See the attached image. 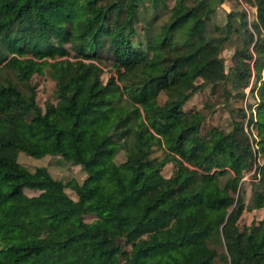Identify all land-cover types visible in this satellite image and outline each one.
Returning a JSON list of instances; mask_svg holds the SVG:
<instances>
[{"label":"trees","instance_id":"1","mask_svg":"<svg viewBox=\"0 0 264 264\" xmlns=\"http://www.w3.org/2000/svg\"><path fill=\"white\" fill-rule=\"evenodd\" d=\"M224 1L238 7L219 24ZM243 1L0 0V264H233L232 247L249 262L264 255V218L238 223L244 209L264 206V0H250L252 21ZM227 42L231 64L219 83L243 95L256 79L248 131L234 118L229 130L202 133L205 115L183 106L205 85L201 66ZM35 73L54 81L43 105ZM154 91L165 93L162 103ZM105 103L122 115L100 129L86 110ZM221 147L226 165L217 161ZM18 152L59 156L85 176L29 169ZM39 222L43 235L26 230Z\"/></svg>","mask_w":264,"mask_h":264},{"label":"rangeland","instance_id":"2","mask_svg":"<svg viewBox=\"0 0 264 264\" xmlns=\"http://www.w3.org/2000/svg\"><path fill=\"white\" fill-rule=\"evenodd\" d=\"M224 4L225 8H236L238 5L234 6L230 2ZM245 7L246 15L248 21H252L255 18V6L250 0H244L242 2ZM45 15L51 19L57 20L61 19L62 16L59 12H53L48 10L45 12ZM216 21L219 24H223L225 21V12L221 4L216 10ZM233 52V46L228 42L223 45L222 50L220 51L218 57L208 63L203 65L200 68L201 76L198 77L197 81H205V85L197 90L184 104V109H196L205 115V119L202 125V133H205L207 129L216 126L223 130H229L231 128V121L234 118L241 119L244 122L245 130L247 129V118H248V104L254 103L256 100V88L251 92V89L256 83L255 75L252 76L250 84L242 88L241 91L244 92L243 95H237L236 89H232L230 82H227L225 85L223 82L218 81L219 76L222 72H226L229 65L231 64V55ZM107 69V66H105ZM107 71L103 74V78L106 79ZM9 76L14 78L12 72L8 73ZM31 83L35 85L36 90V101L38 104L43 105L46 99H54V81L49 78L46 74H33L31 78ZM214 84V85H212ZM239 91V90H238ZM153 99L162 103L165 99V93L160 91H154L152 94ZM242 107L246 110V116L242 117L239 114H236V109ZM87 115L93 121V123L100 129H108L111 122L122 115V110L119 106H111L108 104H101L96 106L94 109H87ZM251 133L249 134L250 139L252 136H256V130L250 126ZM254 147L255 141L253 142ZM153 156L161 157L163 151L159 147H155ZM124 158V153L120 150L115 156V160L121 161ZM17 159L23 165L32 169L36 165H45L49 169L50 173L55 177H62L64 179L69 177H74L77 180H82L85 176V172L77 164L62 160L59 156H44L36 158L25 154L23 152H18ZM217 161L220 164H227L228 157L227 152L224 147H221L217 154ZM257 163L260 168L257 171V175L264 179V156L257 157ZM172 163L168 162L162 168L163 175L167 176L172 170ZM252 172L250 171L242 176V185L244 186V199L245 202L248 200L250 195V183L252 180ZM69 195L76 197L74 191L70 188L65 189ZM25 193L28 195H33L38 193L36 190L25 189ZM264 218V206L257 209H244L241 213L238 223L242 227L248 225L251 221H260ZM26 230L29 233L41 236L46 230L47 226L44 222L35 223L33 225L27 226ZM230 252L234 256L233 264H259V262L264 258V255L256 257L252 262H249L243 259L240 254L237 252L236 248L232 247Z\"/></svg>","mask_w":264,"mask_h":264},{"label":"crops","instance_id":"3","mask_svg":"<svg viewBox=\"0 0 264 264\" xmlns=\"http://www.w3.org/2000/svg\"><path fill=\"white\" fill-rule=\"evenodd\" d=\"M227 2H228V1H227ZM225 3H226V2L221 3V6H222V8L224 9V12L230 10V8H225V7H224V4H225Z\"/></svg>","mask_w":264,"mask_h":264}]
</instances>
